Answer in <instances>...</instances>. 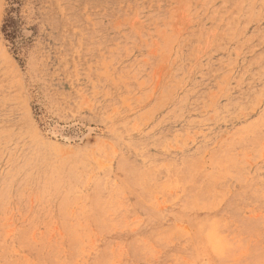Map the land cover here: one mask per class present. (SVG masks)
<instances>
[{"label":"rangeland","instance_id":"1","mask_svg":"<svg viewBox=\"0 0 264 264\" xmlns=\"http://www.w3.org/2000/svg\"><path fill=\"white\" fill-rule=\"evenodd\" d=\"M0 264H264V0H0Z\"/></svg>","mask_w":264,"mask_h":264}]
</instances>
